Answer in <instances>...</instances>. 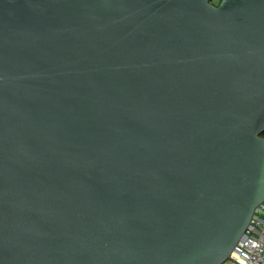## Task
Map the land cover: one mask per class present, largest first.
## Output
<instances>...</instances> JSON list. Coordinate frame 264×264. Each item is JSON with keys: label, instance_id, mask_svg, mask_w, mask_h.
Segmentation results:
<instances>
[{"label": "water", "instance_id": "obj_1", "mask_svg": "<svg viewBox=\"0 0 264 264\" xmlns=\"http://www.w3.org/2000/svg\"><path fill=\"white\" fill-rule=\"evenodd\" d=\"M263 136L264 0H0V264H224Z\"/></svg>", "mask_w": 264, "mask_h": 264}, {"label": "built area", "instance_id": "obj_2", "mask_svg": "<svg viewBox=\"0 0 264 264\" xmlns=\"http://www.w3.org/2000/svg\"><path fill=\"white\" fill-rule=\"evenodd\" d=\"M223 1L211 0V4L219 6ZM257 214L260 220H253L251 229L224 264H264V205Z\"/></svg>", "mask_w": 264, "mask_h": 264}, {"label": "rangeland", "instance_id": "obj_3", "mask_svg": "<svg viewBox=\"0 0 264 264\" xmlns=\"http://www.w3.org/2000/svg\"><path fill=\"white\" fill-rule=\"evenodd\" d=\"M256 218H257V221L260 220V215L257 214L256 217H255V219H256Z\"/></svg>", "mask_w": 264, "mask_h": 264}, {"label": "trees", "instance_id": "obj_4", "mask_svg": "<svg viewBox=\"0 0 264 264\" xmlns=\"http://www.w3.org/2000/svg\"><path fill=\"white\" fill-rule=\"evenodd\" d=\"M264 137V136H263Z\"/></svg>", "mask_w": 264, "mask_h": 264}]
</instances>
